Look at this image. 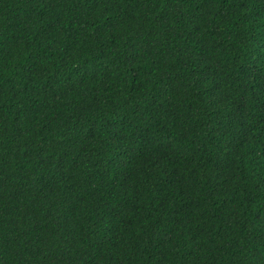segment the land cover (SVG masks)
<instances>
[{
  "label": "trees",
  "instance_id": "1",
  "mask_svg": "<svg viewBox=\"0 0 264 264\" xmlns=\"http://www.w3.org/2000/svg\"><path fill=\"white\" fill-rule=\"evenodd\" d=\"M0 264H264V0H0Z\"/></svg>",
  "mask_w": 264,
  "mask_h": 264
}]
</instances>
